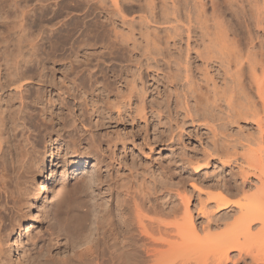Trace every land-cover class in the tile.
<instances>
[{"label":"bare ground","instance_id":"6f19581e","mask_svg":"<svg viewBox=\"0 0 264 264\" xmlns=\"http://www.w3.org/2000/svg\"><path fill=\"white\" fill-rule=\"evenodd\" d=\"M7 1L9 3H5L8 9L4 14L6 17L9 15L13 18L20 17L18 23L25 22L27 19L40 20V22L42 19H57L60 23L73 10L88 11L91 10L93 4L106 0ZM125 1L108 0L115 8L114 13L120 20L124 21L127 16L130 17L128 14L139 11L140 19H160L162 24L175 22L174 26L171 25L173 26L171 30L173 29L176 34L178 32L183 34L184 31L187 39H190L191 35L202 32L200 33L203 35L200 37L202 40H199L202 41L203 49L201 47V50L204 52H199V49L196 51L197 46L192 47L203 57L199 59H206L210 62L212 58L215 61L218 60L220 65L218 66V63L215 65L219 68L223 65L222 69L226 65L227 70L224 69L225 72H223L230 71L231 73V77L228 73H223L224 76L228 74V79H230L226 78L228 84H225L224 78L221 85L213 82L218 88L207 90L209 84H206V81L210 79H206L208 76L205 77L203 70L206 69L205 72L211 66L205 63L203 65L201 62L199 69L201 68L206 83L204 84L201 79L202 85H200L203 87L208 85L204 87L206 90L202 91L200 85L196 84V81L200 80H198L199 76L194 81L192 79L196 78V74L193 78L191 77L194 74L193 71L190 72L191 75L189 73L191 69L189 67L191 62L188 59L189 52L185 53L183 60L176 58L175 67L177 73L181 75H175L179 76L182 81L180 82L182 88L179 87L177 90V92L182 90V93H178L176 105L180 104V109L182 107L184 114L191 117V121L201 123L210 133L209 146H207L209 148L203 147L201 154L193 155L194 157L186 159V162L192 165L193 163L208 165L214 161L228 168V176H223L221 183L216 186V192L207 197L217 213L215 212L209 220L206 219L205 225L197 228L188 206L189 197L186 194L181 197L183 211L180 212L181 216L177 217L178 211L169 213L159 206L162 202L155 204L156 201L161 200L160 198H158L159 201H155L145 195L141 198L132 196L131 192L129 193L124 188L126 183L125 185L120 183L113 188L109 187L110 191L106 194L107 196L98 197L101 198L100 200L104 198L103 201L94 200L97 195L95 194L93 202L90 203L87 197L82 195V190L79 188L81 185L78 186L81 179H76L73 184H69L65 175L63 177L60 175L59 179L55 178L56 176H53L55 163L51 154H48L47 144L45 145L46 140L52 135L56 136L58 143L64 138L67 139L66 153L72 152L73 157L70 162L74 166H78L82 159L83 166L84 159L87 160L89 156L96 161L95 166L103 161L100 141L98 142L97 138L98 133L95 132L92 124L95 123L98 126L104 120L103 117L100 118L104 113H102L103 109L97 106L99 101L95 100L97 97L95 91L106 88L103 84L98 86L100 82L98 83L99 80L94 76L98 69L89 65L78 67L72 64L68 66L69 69L66 68L68 74L67 72L65 75L62 74L64 77L59 84L47 83V72L45 71L47 64L40 65L43 59H46V56L43 58L42 55V52H45L42 50L44 41L39 42L43 40V36L40 38L35 36V40L29 37L32 40L30 39V44L27 45L28 50L26 46L25 49L17 46L18 49L13 48L16 50L10 51L11 54H6L5 50L0 51V60L2 54L9 56V59H5L10 60L8 63L2 58L7 63H0V264H18V261L13 260L12 257L11 244L14 237H16L17 249L21 250V255L28 260V264H225L229 260V252L232 251H236V258L242 260L243 264H264V256L261 253L257 254L260 248L261 250L264 248V59L262 61L263 55L258 54L261 51L254 50L256 48L253 47L252 41L255 37L254 34L250 35L251 21H255L256 26H252L257 30V26L259 27L264 22V17L262 15L261 18L258 16L255 20H250V17L253 19V14H249L250 9L255 10L260 1L264 4V0H252L255 6L251 3L253 7L248 6L249 9L246 8L244 0H163L159 4L163 5L159 7L158 14L153 11L154 0H130L135 2L137 9L128 7ZM142 1H144L143 5L140 3ZM3 3H1L2 6ZM232 7L235 13H232ZM140 11H145L146 14ZM87 13L89 12L84 15ZM232 16L235 17L234 20ZM126 20L130 22L131 18H126ZM68 21L64 20L63 27L69 24ZM51 22L49 25L52 23L54 25L56 21ZM19 24L22 26L24 23ZM263 24L260 26L262 31L264 30ZM244 27L246 32L243 30ZM114 28H112L114 33H119V35L122 33ZM24 29L26 30V27ZM122 35L126 38L124 33ZM147 35L145 34L146 39L149 37ZM198 36L196 35L195 38ZM23 38L21 42H25ZM199 40L195 41L201 44ZM195 41L194 43L198 45ZM14 45L16 46V43ZM14 45L12 46L15 47ZM191 46L187 49L189 50ZM10 48L12 47L8 49ZM5 49L7 50V47ZM191 49L189 51L193 50L195 53L194 49ZM36 62L40 67L34 66ZM219 73L217 71V75ZM208 75L210 78V73ZM213 78L211 81H215ZM35 81L40 84L33 88ZM213 83L210 82L211 85ZM52 93L53 96L50 95ZM44 98L49 106L55 103L59 105L60 115L56 121L53 112L50 110L47 112ZM122 102L117 97L109 98L107 101L114 109H118ZM37 105L40 107L37 108ZM74 108L78 109L79 114L73 112ZM158 108L160 106L154 111L156 114L161 113ZM142 110L141 107L138 111L142 112ZM220 110L225 112L219 113L220 115L225 114L223 116L226 118V120L223 118L225 122L227 118L232 122L231 124L251 118L252 120H249L256 123V125L252 123L256 127L252 132H245L247 131L245 128L242 132L243 129L239 127V131H242L236 132L234 125L236 136L230 130L233 136L229 135L230 132H225L224 127L227 122L221 121L223 124L219 122L222 118H219L216 111ZM46 113L49 115L48 119L44 116ZM116 113L120 112L117 110ZM92 116L97 117L93 123ZM186 116L184 117L187 118ZM56 124L58 129L55 128ZM180 125L179 129L182 130L183 126ZM62 131L63 135L59 134ZM81 146L84 151L79 153L78 148ZM83 175L87 180L93 178L99 183L101 181L91 170L82 172L81 176ZM158 191L160 190L157 189L154 192L158 194ZM46 197L52 200L44 205L42 200ZM33 207L36 213L39 216L43 215L47 222L44 230L35 228L29 231L36 219L28 215V209ZM164 214L173 215L175 219L166 223L165 219H159ZM227 217H231L232 220L226 221ZM219 222H224L225 226L220 224L225 229L222 227L223 231L215 234L210 232L212 227H219ZM23 229L28 231L26 241H30L29 243L26 241L25 243L22 239L18 240L17 236H22ZM65 252H68L67 255ZM248 257H250L249 261H247Z\"/></svg>","mask_w":264,"mask_h":264},{"label":"rangeland","instance_id":"374dc122","mask_svg":"<svg viewBox=\"0 0 264 264\" xmlns=\"http://www.w3.org/2000/svg\"><path fill=\"white\" fill-rule=\"evenodd\" d=\"M106 1L93 4V7L91 6L92 11L90 9L88 11L85 10L82 12L79 10H73L75 13L72 11V13L68 15V17L63 18L64 20L67 19V21L70 19V21H68L69 24L64 25L65 27H63L62 23L64 22V20H62L63 22L60 21V23H58L57 19H42L41 22L40 20L33 21L31 19H27V21L25 20V22H22L20 20L21 22L19 23H24L23 25L21 24L22 26H20V24L17 22L19 21L20 17L13 18V16L10 15L7 17L5 16L6 14H4V12L8 9L5 2L8 1L2 0V2L5 3H3L2 6V2L0 0V47H2V49L0 48V51L5 50L6 54H11L12 51L16 50L13 48H17V46L20 49H25L26 46V49L28 50L29 46L27 47V45L30 44L29 41L31 38L35 40V36H38L39 38L43 36V40H39V42L44 41L42 43V50L46 53L42 52V55L43 58L46 56V59L42 58L44 61L42 60L43 62L40 65H43V63L47 64V66H45L46 64L43 65L48 69L45 70L47 72L46 80L47 83L51 82L52 84L53 82L59 84L61 79L63 80L65 73L67 72L68 74V71H66L69 69L68 66L70 67L72 64L78 67L89 65L91 67L94 66L96 69H98V72L97 70H95L97 74L94 76H96L95 78L99 80L98 83L100 82L98 86L100 87V85L103 84L106 89H99L95 91V93L97 94L95 100L99 101L97 103V106L99 108L107 111L104 112L102 110V113H107L108 115L105 114L106 116H104V114H102L103 116H100V118L103 117L104 120L102 121V123L98 124V126L97 124L93 123L97 120V117L92 116V125L95 132L97 131L98 133V137H96L99 139L98 142L100 141V152L102 153L101 158L103 161L99 163L98 166H95L94 164L96 163V161L93 157L89 156L87 160L84 159L85 163L83 166V159L78 166H74V164L70 162L71 158L73 157L72 152L69 151L68 153H66L67 139L64 138L63 141L58 143L56 141V136L52 135L50 139L46 140L45 145L47 144V150H50H48V154H51L53 162L55 163V174H53L54 177L56 176L55 178L59 179L65 175L64 177L67 179V182L69 184H73L76 179H81V183L78 186L81 185L79 188H81L80 190H82V195L86 196L90 203L93 202V197L95 194L97 195L94 197V200L97 199L98 201H103L104 198L100 200L101 198L98 197H102L103 195L108 194V192L110 191L109 187L113 188L120 183H122L121 185H125L124 183H126L124 188L129 193L131 192L132 196H138V198H141L145 195L146 197L155 201H159L158 198H160L161 200L159 202L156 201L155 204H160L162 202L159 206H161L164 210H166V212L169 213H171L172 211H178V214L175 213L177 214V217H179L178 215L181 216L180 212L183 211V203L181 201V197L186 194L189 197L188 206L192 213L194 224L195 226H197V228H199L201 225L203 226L206 224V219L209 220V218L213 217L215 212L217 213V210L212 206L211 200L207 199V197L210 194L216 192V186L217 184L221 183L222 177L228 176V168L221 166L217 161V163L211 161L208 165H204L202 163H195L196 165L193 163L192 165L186 162V159H190L193 155L196 156L201 154V152L203 151V147L209 148L207 146H209L210 133L207 128L204 127L201 123H194V120L191 121V117H187L186 114H184L182 107L180 109V104H177L178 107L176 105V102H178L176 101V98H178L177 96L182 93V90L181 92H179L180 90L177 92L181 85L180 82L182 81H180L179 76L176 77L175 75H181V73H177V68L175 67L177 64L176 58L177 60H183L185 58V53L189 52L190 56L188 55V59L191 63L189 62L190 64H188L191 69L188 68V70H191H189V73H192V71L194 73L192 75L190 73L191 77H196L192 80L196 81L197 77L199 76L198 80H200L196 81V84L200 85V82L202 81L201 79H203V83L206 81H204L205 78H203V75L205 74V77L208 76V78L206 77V79H210L209 81H206L207 83L205 82L210 86L209 88L208 85H205L206 87L208 86L207 90L218 88L216 87V83L221 85L224 82L222 81L224 78L226 80L225 84H228L227 75L229 74V76L231 77V73L230 71H226V73L228 74L225 75V77L223 73L225 72L224 69H226V65H224L225 68L223 67V69V65H221V67L219 68L218 66L220 64L218 63V60L215 61V59L212 58L210 59V62L206 59H204L205 61L203 59H199L203 58L201 55H199V52L203 51L201 50V47L203 49V46H201L202 38H200L201 36H203L200 34L202 32L196 34L197 36L199 35L196 38V35H191L192 37L190 39H187V37L184 35V31L183 34H179V32L178 34H176L174 33L173 29L171 30V27L173 28L175 22L171 21V23L173 22L174 25L170 24L169 22L168 24L170 25L168 26L167 23V25L162 24L163 22L160 21V19H140L138 17L139 11L134 12V14L132 13L131 15L128 14L130 16L129 18H131L130 22L129 20H126V18L129 19L128 16L124 21H122L114 13L115 8L108 2V0ZM161 2H163V0H154V13L158 14L160 10L159 7L161 8V6L163 5H159L161 4ZM244 2L247 9L255 6L253 5L252 0L251 2L250 0H248V2L244 0ZM140 3L143 5L144 1ZM251 3L253 6H251ZM125 5L137 9L136 4L133 1L126 0ZM263 5L264 4H262L260 1L259 4L256 5V8L258 7L257 10L255 8L256 11L253 8V10L250 9L252 12L250 10V13L249 11H247L249 14H253V19H251L250 17V20H255L258 16L260 17L262 15L264 17ZM233 8L234 7L231 8L232 13H235V9ZM84 12L91 13H87V15H84ZM140 12L145 13V11ZM132 18L136 19L133 20ZM232 18L233 20L235 19V17L233 16ZM53 20L56 22H54ZM51 21L54 22V25ZM50 22L52 24L49 25ZM70 23H72V25H70ZM251 23L250 35L254 34L253 36L255 37V39L252 41V45L254 48H256L254 50H258L257 52L261 51L262 53L260 52L258 54H261L264 57V30H260V26H262L264 22H261L262 24L260 23L261 25L259 24V27L257 26V30L254 26H252L255 25V21H251ZM23 26L24 28L26 27V30L23 28ZM113 27H115L114 29L120 31V33L122 32L121 34L124 33L126 35V38L123 35L122 37L121 34L119 35V33H114L112 29ZM166 27L168 29L170 27L171 31L165 29ZM129 29L130 32L132 31V33L128 32ZM41 30H43V32ZM49 30L51 31V33ZM243 30L244 32H246L245 27L243 28ZM52 31L54 32L52 33ZM145 34H148V39H146ZM19 37H21V39ZM179 37L181 38V40L179 39ZM22 38L25 40V42H21L23 41ZM17 39H19L20 42ZM182 39H185V41L187 40L186 43L188 42L190 44L184 43L185 41H182ZM196 39H201L199 40L201 41V44L198 41H195ZM179 40L181 41V43ZM194 41L198 42L199 48L197 43H194ZM15 43L16 46L14 45ZM147 43H150L148 44L149 46L147 45ZM185 44L189 46L193 44L190 49L197 46L195 48L196 51L197 49H199V52H196L194 48L192 49H194L195 53H193L192 49V51H189L190 49H187L189 46L187 47ZM7 45L12 48L8 49L9 47ZM12 45H14L15 47H13ZM4 47H7V50ZM181 47L183 48V50ZM6 54L1 55L0 61L3 60L4 62L2 61L0 63H9L10 60L5 59H9V56L7 57ZM48 55L50 58L48 57ZM195 57L196 59H194ZM263 57L262 61L264 59ZM2 58H4L7 62ZM201 62L203 63V65L205 63V65L209 64L208 66H211L210 69H207V71L204 72V70L206 69L203 70L204 74L200 70L201 68L199 69V66H201ZM37 63L38 62H36L34 66H37L38 68L40 67V65ZM69 63L71 64L68 65ZM192 63H197L196 65H199L197 67L194 64L192 65ZM215 64H217L218 66ZM203 65L202 69L204 68ZM212 65L215 66L213 67ZM193 66L194 68L197 67L198 70L197 68H192ZM208 66L205 67L209 68ZM216 67H218L219 69ZM217 71L218 73L220 72L218 75ZM206 72H208V74L210 73V76L212 78L214 77L213 79L215 81H211L212 78H209V75ZM215 72L216 74H214ZM193 75H195V77ZM35 82L32 85L33 88L35 85L40 84H38L37 81ZM210 82L216 83H213V85H211ZM201 85L199 87L202 89V91H205V86L203 87ZM181 88L182 86L180 87V89ZM50 95L53 96V93ZM113 97L120 98L121 101H123L119 104L118 109H114L110 104L107 103L108 99ZM45 104L47 112H49L48 110H50L51 112H53V116H56V121L58 115H60L59 105L55 103L53 106H49L44 98V105ZM89 104L91 105V101H89ZM158 106H160L161 108H158L159 110H161L160 114H156L154 112L156 111L155 109ZM36 107L38 108L40 106L37 105ZM141 107L143 108V110L142 112H139L138 110ZM117 110L120 112L119 114L116 113ZM73 112H75V114H79L78 109L74 108ZM216 112H218L217 114L219 118H222V120L219 121L220 123L227 122V125L232 123L231 121H228V118L226 122L223 121V118H225L223 116H225V114H221L222 116L219 114L222 112L225 113L223 110ZM44 116L46 119H48L49 117L48 113H46ZM184 116H186L187 118H185ZM247 119L248 120L245 119V121L243 120L244 122H240L239 120L240 123H233L229 126L224 124V127L226 129L225 132L228 133L232 131V133H234V136H236V132L242 131H239V127L243 129L242 132H244L245 130H247L245 132H252L256 127L254 126L256 125V123L250 121L249 119L251 118ZM224 120H226V118ZM180 124L183 126L182 130L181 128L179 129ZM252 125L254 127H252ZM78 126L80 128V125ZM233 126L236 132L233 129ZM55 128L58 129L57 124ZM179 130L180 132H178ZM232 133L230 132L229 135H232ZM59 134L63 135V131ZM78 151L79 153H81L84 151V148L81 146L78 148ZM63 154L65 156H63ZM90 170L93 171V173H95V175H97V177L101 180L100 183L94 181L93 178L87 180L84 175L81 176L82 172ZM91 181L95 184L93 185ZM133 187L134 189H131ZM157 189L160 190L158 191V194L154 192L155 190L157 191ZM154 197L156 199H154ZM51 200L50 197H46L43 198L42 202L44 205H46ZM29 214L36 218L33 226L29 228V231H32V229L35 228H41L42 230L46 228L47 222L45 221V218L43 217V215L39 216L36 213L34 207L32 209H28V215ZM147 217H151V215H147ZM231 217H227L226 221L230 222L229 220L231 219ZM159 219H165L167 223L173 221L175 217L173 215L164 214ZM220 223L223 224L224 222H219V227H212L209 231L213 234L223 231V226L225 225L223 224L222 226ZM27 232L23 229L21 233L22 236L16 235L18 237V240L22 239V241L25 242ZM15 238L16 237L12 238L11 244L13 260L18 261V264H28V260L25 257H22L21 250L17 249ZM162 249L164 248L162 247ZM262 249L263 250H261L260 248L257 251V254L261 253V255L264 256V248ZM67 253L68 252H65L66 255ZM235 254L236 251L229 252V260H227L225 264H243V261L236 258ZM249 258L250 257L247 258V261H249Z\"/></svg>","mask_w":264,"mask_h":264}]
</instances>
